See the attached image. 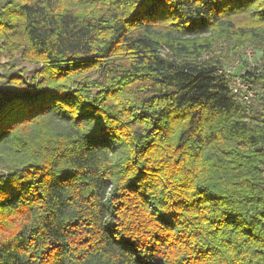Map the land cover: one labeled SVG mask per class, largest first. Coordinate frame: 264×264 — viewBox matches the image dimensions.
Segmentation results:
<instances>
[{"label":"trees","instance_id":"1","mask_svg":"<svg viewBox=\"0 0 264 264\" xmlns=\"http://www.w3.org/2000/svg\"><path fill=\"white\" fill-rule=\"evenodd\" d=\"M221 43L264 66V0H0V264H264V67L238 101Z\"/></svg>","mask_w":264,"mask_h":264},{"label":"rangeland","instance_id":"2","mask_svg":"<svg viewBox=\"0 0 264 264\" xmlns=\"http://www.w3.org/2000/svg\"><path fill=\"white\" fill-rule=\"evenodd\" d=\"M211 57H216L221 63V69H227L235 66V70L231 72L232 79L237 75L241 69L244 70H253V69H262L261 52L256 50V48L251 45H245L242 48H234L231 45L226 43H221L214 51ZM210 57H204L205 60H208ZM239 63V64H238ZM244 64V68L242 67ZM4 65L10 67L11 64L5 58L4 54L0 50V89L9 90V86L6 84L5 75L7 70L4 68ZM28 71H32L33 67L25 65ZM20 68V64L18 66Z\"/></svg>","mask_w":264,"mask_h":264},{"label":"built area","instance_id":"3","mask_svg":"<svg viewBox=\"0 0 264 264\" xmlns=\"http://www.w3.org/2000/svg\"><path fill=\"white\" fill-rule=\"evenodd\" d=\"M235 69V66H233L229 68V70H220L219 73L224 75H231V72H233ZM231 91L236 94L237 100L240 102L249 103L254 99L253 93L248 89L247 86L242 84L239 78L232 79Z\"/></svg>","mask_w":264,"mask_h":264}]
</instances>
